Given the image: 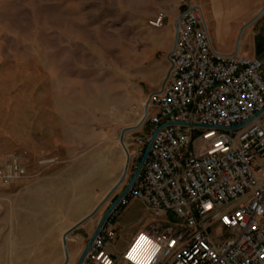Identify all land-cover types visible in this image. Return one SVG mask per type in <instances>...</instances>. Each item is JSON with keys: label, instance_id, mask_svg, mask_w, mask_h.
I'll return each mask as SVG.
<instances>
[{"label": "rangeland", "instance_id": "374dc122", "mask_svg": "<svg viewBox=\"0 0 264 264\" xmlns=\"http://www.w3.org/2000/svg\"><path fill=\"white\" fill-rule=\"evenodd\" d=\"M185 7L187 0H0V53L8 50L31 64L40 54L49 65L47 77L25 87L33 93L25 104L0 103V170L13 163L26 170L18 179L0 178V264L77 263L89 239L78 241L67 234L69 228L96 208L78 227L100 221L129 182L132 164L94 210L74 207L78 192L89 181L101 180L90 176L109 168L103 158L114 145L120 167L113 160L111 180L121 178L122 162L128 159L120 142L123 130L130 150L136 138L149 133L152 125H141L143 107L167 70L175 9ZM158 12L166 19L154 30L149 20ZM56 121L61 128L42 129ZM47 135L60 160L40 164L51 154L44 143ZM111 216L107 226L113 234L106 247L117 257L137 228L175 222L172 213L165 217L129 197Z\"/></svg>", "mask_w": 264, "mask_h": 264}, {"label": "built area", "instance_id": "2783aa9c", "mask_svg": "<svg viewBox=\"0 0 264 264\" xmlns=\"http://www.w3.org/2000/svg\"><path fill=\"white\" fill-rule=\"evenodd\" d=\"M165 19L158 12L149 26L161 29ZM172 26L166 73L141 117L151 129L133 150L121 145L131 179L154 131L172 123L155 136L122 201L137 199L165 217L172 213L175 222L149 223L117 257L106 249L110 215L83 264H133L126 253L141 233L160 246L162 264H264L263 63L215 50L199 4L180 10ZM23 174L17 163L0 170L4 181ZM171 240L176 243L168 247Z\"/></svg>", "mask_w": 264, "mask_h": 264}, {"label": "crops", "instance_id": "0c3cea01", "mask_svg": "<svg viewBox=\"0 0 264 264\" xmlns=\"http://www.w3.org/2000/svg\"><path fill=\"white\" fill-rule=\"evenodd\" d=\"M195 4L201 5L205 10L210 37L215 50L223 54H237L248 59L260 60L264 67V0H187V6ZM178 10L180 11L178 8L175 9L177 13L179 12ZM173 19L171 20L172 22ZM38 56L39 58L41 57L40 54ZM39 58L37 59V63L31 64L27 58L15 57L8 50L0 53V103H5L8 106L23 105L26 102L25 99L28 96H32L33 93L31 92V95H29L25 87L41 79V76L47 77L49 69V65ZM57 110H60V108L57 107ZM53 113H56L54 109ZM60 124L57 121L54 124H45L42 129L46 132L53 129L57 130L61 128ZM142 128L140 127L137 131H141ZM53 140V138L47 135L44 143L50 147L51 154L48 155L50 158L40 162V164L55 163L60 160L59 154L55 153L57 149L53 148ZM110 151V155L103 158L109 168L90 176L95 179L100 178L101 180L89 181L87 187L86 185L81 186V190L78 192L79 198L74 202L76 204L74 207L78 210H94L95 203L105 198L120 182L124 170L121 178L119 179L118 177L114 181L111 180L112 174L110 170L113 160L117 168L120 167L118 145H114ZM88 153L89 151L84 153L83 156H86ZM112 153H114V158L112 157ZM126 163L127 160L125 159L121 165L124 169ZM25 172L26 170H24V175ZM85 174H89L88 171H85ZM91 212H83L72 223L69 230L88 217ZM98 221L99 219L93 224L88 223L78 227L71 234L75 235L78 241L88 240L92 236ZM140 229L142 227L137 228L131 234L130 239ZM106 249L115 255L108 247Z\"/></svg>", "mask_w": 264, "mask_h": 264}, {"label": "water", "instance_id": "95a60500", "mask_svg": "<svg viewBox=\"0 0 264 264\" xmlns=\"http://www.w3.org/2000/svg\"><path fill=\"white\" fill-rule=\"evenodd\" d=\"M167 124H172V123H166V124H163V125H160L155 131L154 133L152 134L149 142H148V145L141 157V160L139 162V165L137 166L132 178L130 179V181L128 182V184L124 187V189L122 190V192L116 197V199L111 203V205L108 207V209L104 212V214L102 215L100 221L98 222L92 236L89 238L87 244H86V247L84 248L81 256L79 257L78 261L76 264H83L88 252H89V249L91 248V245L94 241V239L96 238V236L98 235V233L100 232V230L102 229V227L105 225V223L107 222L109 216L111 215V213L114 211V209L118 206V204L125 198V196L128 194L129 190L131 189V187L134 185L141 169H142V166L148 156V153L150 151V148H151V145L153 143V140L155 138V136L157 135V133L159 132V130L167 125ZM136 128V127H135ZM128 129H132V128H128ZM126 130H123L122 132V135H121V138H120V142L122 145H124V133H125ZM128 165H129V160L127 161L126 163V166H125V170H124V173H123V176L120 180V182L117 184V186L113 189V191L118 187V185L122 182V180L124 179V177H126L127 175V171H128ZM111 191L106 198H108L112 192ZM98 210V208H96L88 217H86L83 221H81L80 223H78L76 226H74L73 228H71L68 232H72L74 229H76L78 226H80L84 221H86L87 219L91 218L95 213L96 211ZM64 247H65V255H66V262L68 261L69 259V255H68V252H67V244H66V241H65V238H66V234L64 235Z\"/></svg>", "mask_w": 264, "mask_h": 264}, {"label": "snow or ice", "instance_id": "6c2138e0", "mask_svg": "<svg viewBox=\"0 0 264 264\" xmlns=\"http://www.w3.org/2000/svg\"><path fill=\"white\" fill-rule=\"evenodd\" d=\"M211 135V133H209ZM220 147V145H217ZM207 208H211L212 205H206ZM235 215H239L236 213ZM225 223H228V217H224ZM176 243L175 240L168 242V247L174 246ZM160 246L155 244L152 239L143 233L139 234L135 239L134 243L131 245L129 250L126 253V259L133 262V264H162L160 256ZM103 255V254H101ZM106 264H112L111 260H107Z\"/></svg>", "mask_w": 264, "mask_h": 264}, {"label": "bare ground", "instance_id": "6f19581e", "mask_svg": "<svg viewBox=\"0 0 264 264\" xmlns=\"http://www.w3.org/2000/svg\"><path fill=\"white\" fill-rule=\"evenodd\" d=\"M147 101H148V99L145 101L144 107L147 106ZM144 107H143V108H144ZM143 115H144V111H143V113H142V116H143ZM142 116H141V117H142ZM127 161H128V159H127ZM127 184H128V183H127ZM65 241H66V238H65ZM128 242H129V241H128Z\"/></svg>", "mask_w": 264, "mask_h": 264}]
</instances>
